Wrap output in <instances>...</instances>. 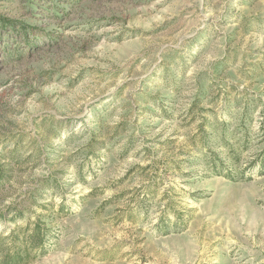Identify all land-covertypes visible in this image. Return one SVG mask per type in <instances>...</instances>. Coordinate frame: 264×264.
<instances>
[{
    "label": "rangeland",
    "instance_id": "374dc122",
    "mask_svg": "<svg viewBox=\"0 0 264 264\" xmlns=\"http://www.w3.org/2000/svg\"><path fill=\"white\" fill-rule=\"evenodd\" d=\"M3 261L264 264V0H0Z\"/></svg>",
    "mask_w": 264,
    "mask_h": 264
},
{
    "label": "trees",
    "instance_id": "16d2710c",
    "mask_svg": "<svg viewBox=\"0 0 264 264\" xmlns=\"http://www.w3.org/2000/svg\"><path fill=\"white\" fill-rule=\"evenodd\" d=\"M35 233H36V231H35ZM15 258L17 259V257H14V259H12V261H13V263H14V261H15ZM19 260V259H18ZM11 264H12V262H10ZM8 261H3V262H1L0 264H10Z\"/></svg>",
    "mask_w": 264,
    "mask_h": 264
}]
</instances>
